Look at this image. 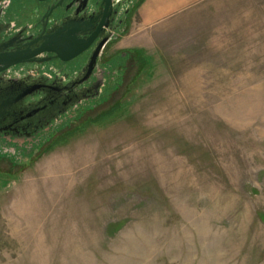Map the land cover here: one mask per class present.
I'll list each match as a JSON object with an SVG mask.
<instances>
[{
	"label": "rangeland",
	"instance_id": "374dc122",
	"mask_svg": "<svg viewBox=\"0 0 264 264\" xmlns=\"http://www.w3.org/2000/svg\"><path fill=\"white\" fill-rule=\"evenodd\" d=\"M138 10L118 89L0 148V264H264V0Z\"/></svg>",
	"mask_w": 264,
	"mask_h": 264
},
{
	"label": "flooded vegetation",
	"instance_id": "af4514ba",
	"mask_svg": "<svg viewBox=\"0 0 264 264\" xmlns=\"http://www.w3.org/2000/svg\"><path fill=\"white\" fill-rule=\"evenodd\" d=\"M138 4L112 0L105 15L104 0H0V57L23 60L0 70V106L5 105L0 148H32L30 153L58 124L118 89L129 56L117 45L128 34ZM73 24L80 26L81 40L95 37L87 50L70 60L35 53L40 38Z\"/></svg>",
	"mask_w": 264,
	"mask_h": 264
},
{
	"label": "water",
	"instance_id": "95a60500",
	"mask_svg": "<svg viewBox=\"0 0 264 264\" xmlns=\"http://www.w3.org/2000/svg\"><path fill=\"white\" fill-rule=\"evenodd\" d=\"M104 4H106L105 15H107L108 9L112 4V0H104ZM80 33V26L76 24L72 25V29L70 26L59 29L49 37L40 38V40H42V43L40 45L41 48L35 53L37 55L46 52L54 53L57 55V57H61L62 59L67 56L68 58H64L65 60L75 58L85 50H87L95 40L94 36L88 40H81L78 36ZM106 43L107 41L102 42L95 57L100 54L102 48ZM20 62H23V60L19 58L0 57V70H2L3 68H8ZM4 106L5 105L0 106V117L3 115Z\"/></svg>",
	"mask_w": 264,
	"mask_h": 264
},
{
	"label": "crops",
	"instance_id": "0c3cea01",
	"mask_svg": "<svg viewBox=\"0 0 264 264\" xmlns=\"http://www.w3.org/2000/svg\"><path fill=\"white\" fill-rule=\"evenodd\" d=\"M201 0H145L139 7V16L144 25L154 26L164 18L179 14Z\"/></svg>",
	"mask_w": 264,
	"mask_h": 264
},
{
	"label": "trees",
	"instance_id": "16d2710c",
	"mask_svg": "<svg viewBox=\"0 0 264 264\" xmlns=\"http://www.w3.org/2000/svg\"><path fill=\"white\" fill-rule=\"evenodd\" d=\"M144 1H145V0H140V1H139V4H138L137 7H136V9H137L138 7H140V6L143 4Z\"/></svg>",
	"mask_w": 264,
	"mask_h": 264
}]
</instances>
